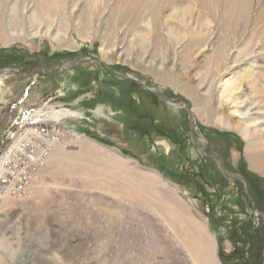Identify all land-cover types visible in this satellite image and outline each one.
Segmentation results:
<instances>
[{
    "label": "rangeland",
    "instance_id": "rangeland-1",
    "mask_svg": "<svg viewBox=\"0 0 264 264\" xmlns=\"http://www.w3.org/2000/svg\"><path fill=\"white\" fill-rule=\"evenodd\" d=\"M2 2L0 146L37 103L79 137L0 191V264H263L264 0Z\"/></svg>",
    "mask_w": 264,
    "mask_h": 264
},
{
    "label": "built area",
    "instance_id": "built-area-1",
    "mask_svg": "<svg viewBox=\"0 0 264 264\" xmlns=\"http://www.w3.org/2000/svg\"><path fill=\"white\" fill-rule=\"evenodd\" d=\"M67 126L68 125H66V123L62 120L51 121L47 120L43 116L34 117L33 113L29 114L28 118L24 122L19 123L17 126L11 124V130L7 133L5 142L0 146V191H3L4 196H15L23 193V191L27 188V181L25 179V177L27 178V171L30 170L32 166L35 168L37 165L42 163V160H39V158H44V155L43 157L41 155L32 156V154L30 155L28 153L32 152L37 147L44 149L46 152L44 147H47L44 144H39L37 147H32L25 152H17L10 156L8 147L13 140L26 129L58 128L71 131ZM42 149L40 150L41 153L44 152ZM12 156L13 158H11ZM26 192L27 190L25 193Z\"/></svg>",
    "mask_w": 264,
    "mask_h": 264
},
{
    "label": "bare ground",
    "instance_id": "bare-ground-1",
    "mask_svg": "<svg viewBox=\"0 0 264 264\" xmlns=\"http://www.w3.org/2000/svg\"><path fill=\"white\" fill-rule=\"evenodd\" d=\"M54 1L59 2L60 0H36L35 6H34L35 8L31 14L32 15L31 19L38 18L42 11H45L46 13H48L47 16L49 17L51 14L50 9H49V5H50V3L54 2ZM6 7H7V5L4 2H2V6L0 7V19L5 16V13L8 10V9H6ZM8 11H9V22L7 23V25H10V24H13L17 19V10H16L15 6H11V8H9ZM2 29L4 30V28L0 25V38H2L3 40H6L7 38H6V36H4V33H3L4 31ZM6 71L7 70H3L0 73V87L4 85L3 77H4V73ZM61 133H66V134L70 135V137H79V133L77 131L71 132V131L65 130V129H58V128L26 129V130L22 131L13 140V142L8 147L9 149L8 148L7 149H8V152H10L9 153L10 156L12 154L17 153V152H21V151L25 152L26 150H28L32 147H37L39 144H44L47 146V148H49L51 150L53 145L59 141ZM10 156H9V158H10ZM11 158H13V156ZM39 160H42V162L45 161L44 158H39ZM40 164H42V163H40ZM0 172H1V170H0Z\"/></svg>",
    "mask_w": 264,
    "mask_h": 264
},
{
    "label": "water",
    "instance_id": "water-1",
    "mask_svg": "<svg viewBox=\"0 0 264 264\" xmlns=\"http://www.w3.org/2000/svg\"><path fill=\"white\" fill-rule=\"evenodd\" d=\"M138 83H140V85H142L145 89H147V90H149V91H152V89H150V88H148L147 86H145V84H144L143 82H138ZM156 96H157L158 98H160V99L165 100L167 103H171L172 101H174V99L169 98V97H166L165 95H162V94H159V93H156ZM187 111H188V122H189V126H190V123H191V120H192V115H191V113H190V108H189V107H187ZM190 133H191V132H190ZM202 149L204 150V153H205V149H206V147H205V146H202ZM206 156L209 157V158H211L212 160L218 161V163H219V165H220V171H221V173H222L224 176H226V177L229 176L228 171L225 169L224 164H223V162H222L221 159H219V158H215V157H211V156H209V155H207V154H206ZM233 178L236 179V180H239V181H241V182H244L243 178L240 177V176H238V175H235V174H234V175H233ZM245 191H246V193H245L246 196L250 199V197H249V195H248V193H247V187H246V186H245ZM251 203H252V205H253V209L255 210L254 203H253V202H251ZM262 256H263V264H264V251H263V253H262Z\"/></svg>",
    "mask_w": 264,
    "mask_h": 264
},
{
    "label": "trees",
    "instance_id": "trees-1",
    "mask_svg": "<svg viewBox=\"0 0 264 264\" xmlns=\"http://www.w3.org/2000/svg\"><path fill=\"white\" fill-rule=\"evenodd\" d=\"M250 186L249 182H248V187ZM251 187L254 188L253 184H251ZM255 189V188H254ZM253 190V189H252ZM255 200V198H253ZM250 227V224L248 223V225ZM251 228V227H250ZM245 229H248L247 227H245Z\"/></svg>",
    "mask_w": 264,
    "mask_h": 264
},
{
    "label": "crops",
    "instance_id": "crops-1",
    "mask_svg": "<svg viewBox=\"0 0 264 264\" xmlns=\"http://www.w3.org/2000/svg\"><path fill=\"white\" fill-rule=\"evenodd\" d=\"M183 183H184L183 181L180 182V184H183ZM198 188H199V187H198Z\"/></svg>",
    "mask_w": 264,
    "mask_h": 264
}]
</instances>
